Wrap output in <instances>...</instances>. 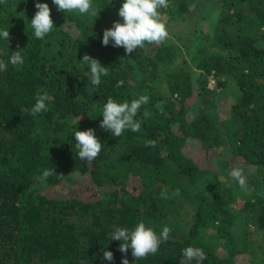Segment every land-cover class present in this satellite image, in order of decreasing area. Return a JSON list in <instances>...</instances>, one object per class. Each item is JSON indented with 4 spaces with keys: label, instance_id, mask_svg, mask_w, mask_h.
I'll return each instance as SVG.
<instances>
[{
    "label": "trees",
    "instance_id": "obj_1",
    "mask_svg": "<svg viewBox=\"0 0 264 264\" xmlns=\"http://www.w3.org/2000/svg\"><path fill=\"white\" fill-rule=\"evenodd\" d=\"M36 2L0 0V30L10 32L9 44L0 38L7 64L0 70V264H123L125 257L129 264H180L188 246L204 250L202 264H239L238 254L252 252L264 264V240L254 246L247 230H234L250 223L264 234V0H217L215 24L202 30L206 44L190 56L197 55L195 63L172 37L130 55L111 41L103 45L112 14L122 22V0H92L95 15L39 0L49 5L54 27L36 39ZM168 3L176 12L161 8L162 17H187L189 0ZM18 50L24 63L13 66L8 59ZM85 53L109 69L99 86L89 82ZM211 73L219 77L213 89L206 85ZM230 85L234 100L220 116L216 90ZM44 92L48 111L22 112ZM140 95L150 97L137 117L140 132L116 137L100 127L109 96L130 102ZM88 128L103 144L92 161L79 159L75 148V131ZM151 140L155 147L146 146ZM228 146L253 169L249 194L223 182L217 156ZM79 179L100 197L74 193ZM140 220L157 234L164 226L171 233L156 254L136 260L111 237L116 226L131 229Z\"/></svg>",
    "mask_w": 264,
    "mask_h": 264
},
{
    "label": "clouds",
    "instance_id": "obj_2",
    "mask_svg": "<svg viewBox=\"0 0 264 264\" xmlns=\"http://www.w3.org/2000/svg\"><path fill=\"white\" fill-rule=\"evenodd\" d=\"M57 9L65 13L78 12L80 14L92 15L96 14V9L93 8L92 0H53ZM168 0H123L122 5L118 10L121 20L113 22V26L106 28L103 32V45L107 46L110 41L114 47H123L127 54H131L137 47L143 49L145 44H160L167 40L169 33L166 24L161 16L159 9L167 8ZM35 7L37 11L31 19V27L34 30L36 39H44L54 27V21L51 17V9L47 3H40L37 0ZM9 28L0 30V38L8 41L9 44ZM82 61L88 65L90 69L89 82L94 86H99L102 76L109 75L108 67L102 66L97 58H93L85 53ZM8 63L11 65H22L24 58L21 51L11 53ZM5 61L0 60V70L6 69ZM217 79V78H215ZM216 81V80H215ZM216 83V82H215ZM124 84L123 80L117 82V87ZM215 86V85H214ZM214 86L210 89H213ZM50 97L47 92L37 94L35 103L31 107L22 108V112H30L36 116L38 113L48 111ZM150 97L140 95L138 98H133L131 101L118 102L113 97L109 96L106 103L103 105L102 121L100 127L108 130L113 136L120 137L125 130L131 132H140L142 121L137 119L142 105L149 102ZM150 113L145 110L143 117L147 118ZM75 148L77 156L81 160L92 161L101 152L103 144L95 135V130L88 128L87 130H76L74 133ZM156 141L151 140L146 143V146L155 147ZM55 173L52 169H45L40 177V180L46 181ZM231 178L236 181L241 190L247 191V183L245 178V169L240 164H234L230 170ZM173 196H179L180 190L176 189ZM171 233L169 226H164L159 234L150 226H147L144 220H140L131 229L123 226H116L112 233L111 239L121 241L119 251L127 253L131 248L132 256L136 259L146 258L149 254H156L162 242H166ZM103 257L109 261L114 259L111 251L105 250ZM207 259V255L200 247L188 246L182 249V259L180 264H202ZM123 264H129L128 259L123 258Z\"/></svg>",
    "mask_w": 264,
    "mask_h": 264
},
{
    "label": "rangeland",
    "instance_id": "obj_3",
    "mask_svg": "<svg viewBox=\"0 0 264 264\" xmlns=\"http://www.w3.org/2000/svg\"><path fill=\"white\" fill-rule=\"evenodd\" d=\"M174 7L175 6H168L167 11H171V13H175L176 9ZM218 9L219 7L217 0H189L188 11L186 13L187 17H185L184 15V17L180 16L178 18H173L174 21L170 22L168 21L169 16H167L166 13H164L162 18L166 24L169 37H172L173 41H175V43H177L178 45L185 44L187 49L182 46L183 54L184 56H186V59L189 62L192 59H193L192 63L196 62V59L194 57H197V55H195L192 59L190 58V56L197 53L196 47L199 46L202 47L204 44H206V37L203 36V33H205L207 30L206 31H202V30H204L205 27L207 26L209 32V29L213 27L217 19L216 16ZM114 21H115V16L114 14H112L111 16L112 24ZM178 60L180 61V58ZM211 75H213L215 78H219L215 76L213 73L208 75L206 85L207 88L209 89L214 86L213 84L212 87L208 85ZM216 92H218V96H219L218 99V107L220 109L219 115L225 116L228 113V109L232 101L234 100L233 86L231 85L227 86L224 90L218 88ZM191 149L195 150L194 148ZM219 152L222 153L219 156H217L218 166L222 168L225 174H227L224 177H222L223 182L229 183L231 186H234L237 191H242L245 194L251 193V190L254 188V186L252 188V183H251L254 177L253 174L254 172L252 167L244 165V163H242L239 159L234 158L233 151L229 146L227 148L220 149ZM224 159L226 160V162L224 161ZM237 163L240 164L245 169L247 191L241 190L238 183L234 181L230 176L231 168L234 166V164ZM69 188H71V186ZM69 188L67 189L66 187L63 190V192L66 195L71 196V193L68 192ZM74 193H79V194L83 193L82 199L85 200L89 198H92L94 200L100 197L99 189L95 187V185L92 182L83 181L82 179H79V184ZM242 194L243 193H241V195ZM263 196H264V192H263ZM234 230L235 231L238 230L237 231L238 234L240 233L243 234V232L247 230V232L249 233L246 234V237L251 239V243H253L254 246L261 244V242H263L264 240V234H262L261 231H258L257 228L250 223L249 224L238 223L234 227ZM250 248L253 249V246L251 245ZM253 257H254L253 252L249 254L240 253L235 257V260L239 264H254V262L255 264H258V261L256 259L254 261L252 260Z\"/></svg>",
    "mask_w": 264,
    "mask_h": 264
},
{
    "label": "built area",
    "instance_id": "obj_4",
    "mask_svg": "<svg viewBox=\"0 0 264 264\" xmlns=\"http://www.w3.org/2000/svg\"><path fill=\"white\" fill-rule=\"evenodd\" d=\"M215 77L213 76V75H211V78L209 79V83H208V85L210 86V87H212V84L213 85H215L214 83H215Z\"/></svg>",
    "mask_w": 264,
    "mask_h": 264
}]
</instances>
